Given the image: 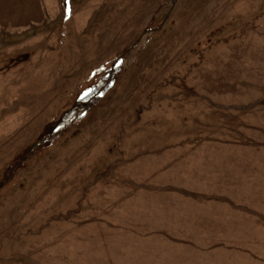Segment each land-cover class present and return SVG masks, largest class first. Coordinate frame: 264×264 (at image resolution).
Here are the masks:
<instances>
[{"label": "rangeland", "instance_id": "obj_1", "mask_svg": "<svg viewBox=\"0 0 264 264\" xmlns=\"http://www.w3.org/2000/svg\"><path fill=\"white\" fill-rule=\"evenodd\" d=\"M0 264H264V0H0Z\"/></svg>", "mask_w": 264, "mask_h": 264}]
</instances>
